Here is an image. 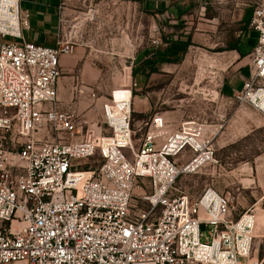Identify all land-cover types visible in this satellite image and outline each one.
Listing matches in <instances>:
<instances>
[{"label": "built area", "instance_id": "built-area-1", "mask_svg": "<svg viewBox=\"0 0 264 264\" xmlns=\"http://www.w3.org/2000/svg\"><path fill=\"white\" fill-rule=\"evenodd\" d=\"M253 5L250 74L233 96L264 113V4ZM76 22L60 17L54 45L36 44L21 0H0V264H262L253 209L236 213L212 187L175 191L179 175L214 161L216 129L185 120L157 141L166 120L156 113L134 146L126 101L105 100L103 126L84 133L59 108V59L84 42ZM95 155L100 164L83 168Z\"/></svg>", "mask_w": 264, "mask_h": 264}, {"label": "rangeland", "instance_id": "rangeland-1", "mask_svg": "<svg viewBox=\"0 0 264 264\" xmlns=\"http://www.w3.org/2000/svg\"><path fill=\"white\" fill-rule=\"evenodd\" d=\"M119 4L120 9L113 13L108 0H99L98 6L77 3V9H86L77 20L84 42L92 43L102 59L117 61L121 69L108 79L110 89L101 90V98L91 103V123L98 121L103 126L101 104L105 100L116 104L131 99L134 146L139 145L156 113L166 120L157 141L185 120H198L203 128L216 129L214 161L194 173L179 175L175 191L197 196L212 187L228 195L236 213L253 209L252 257L264 264V113L240 104L233 94H224L219 73L220 62L229 55L220 50L236 42L243 26L237 8L253 9V0H183L192 13L179 15L178 20L145 13L141 0ZM210 20L213 27L204 24ZM174 47L180 50L169 54ZM130 65L131 76L127 72ZM85 129L86 124L83 133ZM41 131L40 137L46 132ZM47 134L51 138L53 132ZM4 148L11 149L10 142ZM99 164L100 157L95 155L82 165L95 168Z\"/></svg>", "mask_w": 264, "mask_h": 264}, {"label": "crops", "instance_id": "crops-1", "mask_svg": "<svg viewBox=\"0 0 264 264\" xmlns=\"http://www.w3.org/2000/svg\"><path fill=\"white\" fill-rule=\"evenodd\" d=\"M108 1L112 5L113 13L114 9H120L119 2L122 0ZM124 1L131 3V0ZM260 1L264 4V0ZM141 2L144 7L143 11L155 15L157 18L166 16L178 20L179 15L192 13V9H186L187 6L183 4V0H141ZM77 3L98 6L99 0H79V2L78 0H21V7L29 13V27L23 30L24 38L36 44L54 45L60 17L74 22L86 10L77 9ZM223 9L228 8L224 5ZM237 9H239V20L243 25L240 34L235 43L220 50V53L229 51L228 57L220 62L222 69H219V73L223 76L220 82L221 90L226 95H232L235 91H239L242 87V78L249 76L248 54L255 45L257 37L256 32L249 27L252 9L248 7ZM215 18L212 16L213 20ZM213 20L204 24L213 27L215 25L212 23ZM180 37L182 38V36ZM181 38L180 40H182ZM194 40L193 34L191 41L194 42ZM219 43L224 45L222 40ZM170 53L176 54V52ZM115 62L102 59L97 49L89 41L77 45L72 53L61 56L59 59L61 76L57 82L59 108L67 111L74 110L79 121H85L89 128L95 126V130L99 131L102 125H99L98 121L91 123L93 118L91 115L94 111L93 108H90L93 101L90 98V92L94 91L98 96L101 90L110 89L111 84L108 85V79L114 72L121 70ZM127 72L131 76V65L127 67ZM235 80L238 82L235 83ZM79 88L83 89L80 94L78 93ZM100 98L98 97L97 100ZM127 103L131 108V99ZM85 124L82 123V126Z\"/></svg>", "mask_w": 264, "mask_h": 264}, {"label": "trees", "instance_id": "trees-1", "mask_svg": "<svg viewBox=\"0 0 264 264\" xmlns=\"http://www.w3.org/2000/svg\"><path fill=\"white\" fill-rule=\"evenodd\" d=\"M183 49V48H182ZM180 50V48H178V47H174V48H171L169 51L170 52H177V51H179Z\"/></svg>", "mask_w": 264, "mask_h": 264}, {"label": "bare ground", "instance_id": "bare-ground-1", "mask_svg": "<svg viewBox=\"0 0 264 264\" xmlns=\"http://www.w3.org/2000/svg\"><path fill=\"white\" fill-rule=\"evenodd\" d=\"M129 91H131L130 89H128ZM113 91H111V94H112ZM130 105V104H129Z\"/></svg>", "mask_w": 264, "mask_h": 264}]
</instances>
